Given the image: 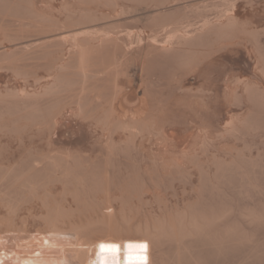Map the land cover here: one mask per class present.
<instances>
[{
  "label": "bare ground",
  "instance_id": "bare-ground-1",
  "mask_svg": "<svg viewBox=\"0 0 264 264\" xmlns=\"http://www.w3.org/2000/svg\"><path fill=\"white\" fill-rule=\"evenodd\" d=\"M52 3H58L53 10L58 17L43 8ZM255 4L254 0H0L4 34L0 68L8 67L24 82L20 87H0V264H129V259L124 263L121 249L114 253L100 247L122 248L125 242L146 245L131 252L143 255L146 264H196L192 251L196 245L219 251L250 240L234 218V208L216 198L235 178L242 190L259 188L256 175L264 173V155L221 146L263 128L264 9ZM248 10L253 19L242 13ZM135 22L145 26L132 28ZM24 28L38 29L40 34L24 42L25 35H20ZM240 46L254 60V76L226 71L220 77L213 70L219 52L233 57ZM21 60L32 64L16 65ZM130 63L134 68L126 67ZM189 73L193 81L187 80L185 86ZM219 79L224 84L221 94ZM163 86L171 97L180 95L174 103L177 110L169 107L171 98H165ZM220 98L230 109L246 105L247 112L229 110L221 130L200 127L186 148L189 136L180 132L186 141L172 148L176 133L175 128L166 130L168 117L203 116L209 102ZM63 120L86 125L100 154L89 157L57 147L63 137L69 139L57 131ZM26 137L31 144L34 138L48 144L27 146ZM11 140L19 144L8 146L5 142ZM94 145L93 152L98 149ZM121 162L124 167L130 164L128 170L133 166V173L124 169L132 177L129 182L121 174ZM116 163L121 166H113ZM108 174L116 181L111 182ZM174 181L178 189L184 182L192 185L187 192L181 187L185 193L181 196L179 190L180 196L196 200L179 205ZM166 184L174 188L175 199L166 188L167 196ZM158 186H164L158 192L167 194L161 195L178 204L153 194ZM147 214L154 219H144ZM240 216L255 226L264 224V208H247ZM216 249L212 251L217 253Z\"/></svg>",
  "mask_w": 264,
  "mask_h": 264
},
{
  "label": "rangeland",
  "instance_id": "rangeland-1",
  "mask_svg": "<svg viewBox=\"0 0 264 264\" xmlns=\"http://www.w3.org/2000/svg\"><path fill=\"white\" fill-rule=\"evenodd\" d=\"M257 4H255V6L256 7H258V5H259V8H263L264 9V5H263V0H254ZM56 4V5H55ZM55 4H48V6H47V4L45 5L46 7H43V8H46V10H48L47 12H52L53 10H56V8H58V3H55ZM53 5H55L54 7H53ZM51 7V8H50ZM56 7V8H55ZM44 10V12L46 11L45 9H43ZM245 10H247V9H245ZM250 10V9H249ZM248 10V11H249ZM246 12V11H243L242 13H244V15H245V17L247 18H249V19H253V17H252V14H249V13H251V11H249V12ZM47 12H45V13H47ZM55 11H53V13H52V15H54V16H56V14H58L57 12H55ZM50 14V13H49ZM247 15V16H246ZM56 17H58V15L56 16ZM130 25V24H129ZM132 28L134 27V28H143L145 25H144V23L143 22H135V23H131V25H130ZM14 30V29H13ZM17 31V30H16ZM15 30H14V32H16ZM19 31V30H18ZM33 33V34H31V32ZM34 31V32H33ZM36 31V32H35ZM14 32L12 33V32H10L11 34H14ZM23 32V33H22ZM25 32V33H24ZM38 32V33H37ZM3 33V32H2ZM2 33L0 32V39L1 40H3L4 38H3V36H4V34H3V36H1L2 35ZM16 33H18V32H16ZM22 33V34H21ZM26 33H28V34H26ZM23 34L25 35L24 37H23ZM36 34H40V31L37 29H31V28H24L23 30H21L20 31V35L24 38L23 39V41L24 42H26L27 40H32L33 38H30V37H32L31 35H33V37H35V38H37L38 37V35H36ZM28 36V37H27ZM25 37L27 38V39H25ZM262 40L264 41V36L262 37ZM23 41H20V42H23ZM6 44L5 45H9L10 43H8V42H5ZM237 48V51H238V53H233L234 55H233V57L231 56L232 55V53H230L229 52V56H228V52H225L224 53V51H222V53L221 52H219V56H220V58H219V61L218 62H216L213 66V70L214 71H216V72H218L219 73V76L221 77V76H223V74L227 71V72H234V74H236V75H239V76H251V77H253L254 76V69H253V65H254V60H253V58L248 54V50L246 49V47H244V46H240V47H236ZM225 54V55H224ZM224 57H223V56ZM236 56V57H235ZM226 58V59H225ZM233 59V60H232ZM238 59V61H236ZM23 61V62H22ZM20 62V63H19ZM18 63H16V65H21V67H26V66H28V65H30L31 66V62L29 63V61H24V60H21V61H19ZM27 63V64H26ZM236 63V64H235ZM25 64V65H24ZM131 64V63H130ZM130 64H129V66H130ZM24 65V66H23ZM133 67H129V66H126V67H128L129 69L130 68H134V63L133 64H131ZM30 66H28V67H30ZM125 67V70H127L128 68H126ZM252 68V69H251ZM4 69V70H3ZM129 69H128V73H129ZM132 70V69H131ZM130 70V72L131 73H129V75L130 74H132V71ZM0 71H1V73H0V76H1V78H0V87H4V86H7V85H9V86H16V87H20L22 84L24 85V82H23V80L22 79H20V78H16V76H14V74H13V72H11L12 70H10L8 67H6V66H3V67H1L0 68ZM5 71V72H4ZM10 71V72H9ZM43 70H41V72H42ZM44 72V71H43ZM42 72V73H43ZM12 73V74H11ZM245 74V75H244ZM248 74V75H247ZM253 74V75H252ZM13 75V76H12ZM193 75V73H189V74H187V76L185 77V80H184V85L186 86V82H187V80H189V81H193V80H190V79H193L191 76ZM3 76V77H2ZM12 76V77H11ZM11 77V78H10ZM9 78V79H8ZM126 78H127V80L130 78V76H127V77H125V80H126ZM132 78V77H131ZM133 79V78H132ZM136 79V78H135ZM21 80V81H20ZM126 80V81H127ZM130 80V79H129ZM134 80V79H133ZM15 81V82H14ZM125 81V82H126ZM5 82V83H4ZM12 83L11 85H10V83ZM128 82V81H127ZM195 82H197V84H199V81H197V80H195ZM9 83V84H8ZM3 84H4V86H3ZM16 84V85H15ZM20 85V86H19ZM223 86H224V84L220 81V79H219V88H220V94H221V92H222V89H223ZM164 88V89H163ZM166 87L165 86H163L161 89H162V92H163V95L165 96V98H171L170 99V101H171V103H170V105H169V107L170 108H175V110H177V107L175 106V102H177V100L180 98V95H178V93H176L175 95L174 94H172V97H171V95H170V90H168L167 88L165 89ZM164 90V91H163ZM169 91V92H168ZM166 94H165V93ZM169 94V95H168ZM174 97V98H173ZM176 97V98H175ZM172 103H173V105H172ZM210 104H209V108H208V110L206 111V113H204L203 114V116H206V117H203L202 115L201 116H197V115H194V114H191V115H189V114H177V115H175V116H170V117H168V121L170 120V122L168 123V127H167V123L165 124V126H166V130L168 131V129L167 128H169V130H171V129H174L175 128V130H172V131H174L176 134H175V139H174V141L176 140V142L173 144V147L172 148H174V145L175 144H177L176 146H183L184 145V142L186 141V140H183L182 139V135L183 136H185V138H186V135H188L189 136V138L187 137V142H189V143H187V142H185V145H184V147L186 148L187 146H186V144H193V142L195 141H193V139H195V137L194 136H196L197 135V131L199 130V128L200 127H202V126H206V127H208L210 130L212 129V131L213 130H217V129H219V130H221L224 126H225V124H226V122H227V120L229 119V117H228V111L229 110H234L235 109V111H237L238 113H241V114H245V111L247 112V106L246 105H242V106H233L232 107V109H230L229 107V105L227 104V103H225L224 101H223V98H220L219 99V102H217L216 103V101L214 102V101H212V102H209ZM219 103V104H218ZM218 104V105H217ZM227 106V107H226ZM236 107V108H235ZM242 107H244V108H241ZM226 108V109H225ZM215 109V110H214ZM216 109H217V113L214 115V112L216 111ZM211 110V111H210ZM213 111V113H211ZM241 111V112H240ZM209 112V113H208ZM243 112V113H242ZM210 114V115H209ZM178 117L179 118H181L180 120L178 119ZM184 117H186V118H188V121H187V119L186 118H184ZM225 118H226V120H225ZM261 118H264V115L261 117ZM173 119H175V120H173ZM191 119H192V121H195V122H192L191 121ZM205 119V120H204ZM211 119V120H210ZM166 120V119H165ZM165 120H162L163 122H166ZM183 120V121H182ZM197 120V121H196ZM259 120V119H258ZM260 120H262L261 122H260V125L261 126H263V128L261 127V129H259V130H257V132H244L242 135H240V136H238V138H236L235 140L233 139V141H232V139H231V141L229 140V142L227 141L226 142V144L227 145H221V146H225V148H226V150L227 151H233V149L235 148V150H239V149H241V150H243V149H245V148H247V151L249 152V153H256V155H255V157H257L258 156V154L260 153L262 156L264 155V119H260ZM259 120V121H260ZM67 121V122H66ZM77 121V122H76ZM161 121V120H160ZM175 123H174V122ZM179 121V122H178ZM191 121V122H190ZM209 121H211V122H209ZM173 122V123H172ZM182 122H185V123H182ZM198 122V123H197ZM76 123V124H75ZM181 123V124H180ZM219 123V124H218ZM164 124V123H163ZM173 125V128H171V126L170 125ZM209 124V125H208ZM210 124H211V126H210ZM215 124V125H214ZM263 124V125H262ZM79 125V126H78ZM184 125V126H183ZM186 125V126H185ZM190 125V126H189ZM196 125H198V126H196ZM219 125H220V127H219ZM222 125V126H221ZM74 126V128H76V129H74V128H72ZM178 126H179V128H178ZM189 126V127H188ZM192 126V127H191ZM181 127V128H180ZM185 127V128H184ZM216 127V128H215ZM218 127V128H217ZM59 130H57L58 131V133H60V134H64V133H66L65 135H67L68 137H69V139H71L69 142L67 141V140H69L66 136L65 137H63V142L61 143V141H59V143L58 142H56L55 143V145L57 146V147H59V148H62V149H64V150H70L71 149V151H73V150H75L74 152H80V153H82V154H84V153H86V154H84V155H89V157H96L95 155H99L100 153L99 152H97V150H100V148L98 147L99 145L97 144V142H96V144L98 145H96L95 143H92V140L95 142L96 140H94L95 139V137L92 139L91 138V134H90V131H89V129H88V127L86 126V125H83L81 122H80V120H63L62 122H61V124L59 125ZM190 129H192V130H190ZM62 130V131H61ZM88 130V131H87ZM176 130H178V131H176ZM194 130V131H193ZM77 131V132H76ZM79 131V132H78ZM172 131H169V133L171 132L172 133ZM190 131V132H189ZM68 132V133H67ZM89 132V133H88ZM180 132H183V134H181V135H179L180 134ZM184 132H186V133H184ZM70 133V134H69ZM78 133V134H77ZM80 133V134H79ZM191 133V134H190ZM194 133V134H193ZM258 133V134H257ZM69 134V135H68ZM82 134V135H81ZM186 134V135H185ZM194 135V136H193ZM261 135V136H260ZM94 136V135H93ZM179 136V138H181V140L179 139V138H177ZM257 136V137H256ZM53 137H54V135H53ZM76 137L78 138V140H76ZM80 137H82V138H80ZM194 137V138H193ZM262 137V138H261ZM28 137H26L25 139H24V142H23V144L24 145H27V143H28V141H26V140H28L27 139ZM55 138V137H54ZM80 138V139H79ZM91 138V139H90ZM184 138V139H185ZM242 138V139H241ZM259 138V139H258ZM261 138V139H260ZM35 139V142H34V140L32 139V144H34V145H32L31 144V140H30V138H29V143H28V145L27 146H38V142H44V140H40V138H39V141L38 140H36V138H34ZM37 139H38V137H37ZM66 139V140H65ZM178 139H179V141H178ZM238 139V140H237ZM184 141V142H181V141ZM66 141V142H65ZM173 141V140H172ZM193 141V142H192ZM73 142V143H72ZM84 142V143H83ZM171 142V141H170ZM235 142H237V143H235ZM239 142H240V144H239ZM5 143H7V144H9L8 146H16V145H18L19 143L18 142H16V141H13V140H11V141H7V142H5ZM17 143V144H16ZM36 143V144H35ZM47 142H44V143H40L42 146H46L45 144H46ZM67 143V144H66ZM76 143V144H75ZM78 143H80V144H78ZM182 143H183V145H182ZM230 143V144H229ZM234 143V144H233ZM244 143V144H243ZM40 144H39V146H40ZM48 144V143H47ZM96 145V147H98V149H96L95 150V152H93V150L95 149V147H91V146H93V145ZM169 144H171V143H168L167 145H169ZM172 144H171V146H172ZM190 144V145H191ZM237 144V145H236ZM239 144V145H238ZM69 145V146H68ZM94 145V146H95ZM234 146V147H230V146ZM241 145V146H240ZM229 146V147H228ZM237 146V147H236ZM239 146V147H238ZM245 146V147H244ZM169 147H170V145H169ZM188 147H190V146H188ZM259 147V148H258ZM224 147H221V150H219V152L221 151L222 153L224 152V149H223ZM229 148V149H228ZM249 148V149H248ZM92 149V150H91ZM260 149V150H259ZM77 150V151H76ZM225 150V151H226ZM234 150V151H235ZM246 150V149H245ZM259 150V151H258ZM220 152V153H221ZM98 153V154H97ZM92 154V155H91ZM252 154V155H253ZM263 159H264V157H263ZM124 164H127V163H125V162H123ZM115 165H117V166H115ZM122 165V166H121ZM121 165H120V163H119V166H121V168L123 167V169H120V170H123V173H122V171H121V174H124L125 172V170L127 169V167H129L130 166V164L129 165H125L126 167H124L123 166V164H122V162H121ZM113 166H115V167H119L118 166V164L116 163V164H114ZM112 168V167H111ZM130 168V167H129ZM131 168L133 169V166H131ZM143 168H145V166H143ZM109 169V168H108ZM125 169V170H124ZM132 169H127L128 170V172L130 173V172H132L131 170ZM113 170H114V167H113ZM116 171H115V173L117 172V168L115 169ZM126 170V171H127ZM113 172V171H112ZM111 172V170H110V172H108V173H112ZM119 172V171H118ZM117 172V173H118ZM114 173V174H115ZM116 173V175H117V178H119L118 177V174ZM133 173V172H132ZM113 174V173H112ZM119 174H120V172H119ZM127 173H125L124 175H122L123 177L126 175ZM109 175V174H108ZM115 175V176H116ZM156 175H158V174H156ZM111 178H113L112 177V175H109ZM114 176V177H115ZM120 176V178L122 179V177H121V175H119ZM131 176V175H130ZM128 177V175H126V177L124 178L125 180H127V182H129V180L130 179H132V177L129 179V177ZM154 177V180H155V176H153ZM259 177V178H258ZM109 178V177H108ZM116 178V177H115ZM119 178V179H120ZM156 178H157V181H158V177L156 176ZM164 178V177H163ZM114 179V178H113ZM112 179V181L111 182H115L116 180L114 179L113 180ZM118 179V180H119ZM165 179L166 178H164V180H162V178H161V180L162 181H164L165 182ZM124 180V182L126 183V181ZM256 180H257V183H258V187L259 188H256V189H251V190H249L248 192L246 191V190H242V187H241V182H240V180L238 179V178H235V179H233V181H232V184H226L225 186H224V188H223V190L221 191V192H219V196H217V198H216V202L217 201H219V203H221V202H224V203H226V204H229L230 206H232L233 208H234V211H235V216H234V218L235 219H237V221L239 220L240 222H239V226H240V228L243 230V231H245V233L248 235V237H249V241H245L244 243H240V244H230V245H227L226 247H224V248H222V249H219V251H217V249L216 248H213V246H210V248L208 247L209 245H207V247L206 246H204V245H202L201 246V244H199V245H196L193 249H192V251H193V254H194V256H196L195 257V259H196V264H264V224L263 225H254V224H250L248 221H246L244 218H242L241 216H240V213H241V211H244L245 209H247V208H252V209H256V208H258V209H262V208H264V173H262V172H259V173H257V175H256ZM122 181V180H121ZM121 181H119V182H121ZM161 181V182H162ZM167 181H169V180H166V183H169V184H172V182L171 181H169V182H167ZM123 182V181H122ZM120 183V184H122L123 185V183ZM159 182V185H161V183H160V181H158ZM158 182H157V184L155 183L154 185H158ZM164 182H163V184H164ZM177 182H178V180H177ZM237 182V183H236ZM117 183V182H116ZM124 183V184H125ZM180 183V182H179ZM178 183V184H179ZM185 183H187V182H184V183H182L183 184V186H184V188H186V191L185 190H183V188H181V187H183L182 185L180 186V188L178 189V187H177V189H176V187H174L175 185H176V183H175V181H174V185H173V187L175 188H173L172 187V189H174L175 190V192H176V197H179V200H180V198H181V203H179V205L180 204H184L185 202H186V200H188L187 202V204H190V202H189V200H190V198H188L187 197V195L185 196V199H184V197H181V196H183V193H185V192H187L188 190H189V188L192 186L191 184V186L189 187L188 185H189V183H187V185L185 184ZM119 184V183H118ZM186 185V187H185V185ZM240 184V185H239ZM165 185V184H164ZM167 186H165V188H164V186H158V189L156 188L155 190H157L156 191V193H153V194H158V195H160V196H163L164 194L165 195H167L166 193H164V192H162V191H160V192H158L160 189V187H161V189L162 188H164V189H170L171 187H168L169 185L168 184H166ZM180 185V184H179ZM178 185V186H179ZM172 186V185H171ZM187 186H188V188H187ZM239 186V187H238ZM148 188L149 189H151V190H153L154 191V188L155 187H153V184L152 185H149L148 184ZM163 189V190H164ZM166 189V192L168 193L169 191ZM172 189H170L171 190V192H172ZM182 191H185V192H182ZM188 189V190H187ZM191 189V188H190ZM148 189L146 188V192H147V195H148V197H150L149 196V194L151 195V196H153L152 195V192H149L148 193V191H150V190H148ZM176 190H178V192L176 191ZM182 192H180V191ZM164 193L163 195H161L162 193ZM170 192V193H171ZM190 192H192V190H190L189 191V193ZM223 192V193H222ZM242 192V193H241ZM161 193V194H160ZM179 193V194H178ZM182 195H181V194ZM189 193H188V195H189ZM238 193V194H237ZM193 194V193H192ZM207 194V193H206ZM205 194V196H208V195H206ZM209 194V193H208ZM248 194V195H247ZM146 195V196H147ZM171 195H172V198L173 199H175L174 198V196L173 195H175L173 192L171 193ZM179 195V196H178ZM181 195V196H180ZM191 195V194H190ZM190 195H189V197H190ZM194 195H196L195 193H194ZM194 195H191V196H194ZM167 196H169V193H168V195ZM166 196V197H167ZM238 196V197H237ZM247 196V197H246ZM164 197V196H163ZM166 197H164L166 200H170L171 201V203L172 204H178V203H175L176 202V200H173L172 198H166ZM196 196H194L193 198H195ZM198 197V196H197ZM202 197V196H201ZM201 197H198V198H201ZM219 197V198H218ZM242 197V198H241ZM151 198V197H150ZM183 198V199H182ZM187 198V199H186ZM193 198H191V200L190 201H192V199ZM206 198H208V197H206ZM205 198V199H206ZM212 198H215V197H211V199ZM164 199V200H165ZM178 199V198H177ZM210 199V200H211ZM218 199V200H217ZM225 199V200H224ZM168 200V202H170ZM182 200H183V202H182ZM185 200V201H184ZM193 200H196V198L195 199H193ZM199 199H197V201H198ZM203 200H204V197H203ZM203 200H202V198H201V200H200V202L201 203H203ZM207 200H209V198L207 199ZM209 200V201H210ZM173 201H174V203H173ZM179 201V202H180ZM196 201V202H197ZM237 201V202H236ZM178 202V201H177ZM193 202V201H192ZM208 202V201H207ZM206 202V203H207ZM254 202V203H253ZM206 203H203V204H205V205H208V204H210L209 202H208V204H206ZM214 203V202H213ZM212 203V204H213ZM257 203V204H256ZM182 204V205H183ZM186 204V203H185ZM192 204V203H191ZM217 204V203H216ZM181 205V206H182ZM240 205V206H239ZM216 206V205H215ZM256 206V207H255ZM217 207V206H216ZM247 207V208H246ZM244 208V209H243ZM142 216V215H141ZM144 216H147L146 217V219H147V221L149 220L150 221V219H152L153 217H154V215H151L152 216V218H150L149 217V215L147 214V215H143V218H144ZM140 217V216H139ZM141 218V217H140ZM139 218V219H140ZM143 218H142V220H143ZM145 219V218H144ZM154 219V218H153ZM141 219H140V221H142ZM231 220H234L233 219V217H232V219ZM144 221V220H143ZM240 224H242V226L240 225ZM254 225V226H253ZM244 226V227H243ZM244 228H246V229H244ZM262 230V231H261ZM248 232H249V234H248ZM251 236V237H250ZM258 238V239H257ZM246 242H247V244H246ZM256 243V244H255ZM259 244V245H258ZM236 245V246H235ZM199 246V247H198ZM253 246V247H252ZM197 247V248H196ZM213 248V249H212ZM228 248V249H227ZM240 248V249H239ZM214 250L215 251V249H216V251H217V253L216 252H213L212 250ZM253 249V250H252ZM254 249H255V251L256 252H254ZM259 249V250H258ZM197 250V251H196ZM200 250V251H199ZM223 250V251H222ZM262 251V252H261ZM172 252V251H171ZM218 252H219V254H218ZM251 252V253H250ZM253 252V253H252ZM261 252V253H260ZM3 253V252H2ZM255 253H256V255H255ZM260 253V254H259ZM138 254V253H137ZM205 254V255H204ZM258 254V255H257ZM255 255V256H254ZM200 256V257H199ZM203 261V262H202ZM191 264H194L193 262L191 263Z\"/></svg>",
  "mask_w": 264,
  "mask_h": 264
},
{
  "label": "snow or ice",
  "instance_id": "snow-or-ice-1",
  "mask_svg": "<svg viewBox=\"0 0 264 264\" xmlns=\"http://www.w3.org/2000/svg\"><path fill=\"white\" fill-rule=\"evenodd\" d=\"M101 251L104 250H111L112 252H116L118 250L117 245H104L102 244L101 246ZM130 249L133 247L144 249L146 248V245H129L128 246ZM114 264H118V262H114ZM129 264H146V258L143 255H137L133 256L131 253L129 254Z\"/></svg>",
  "mask_w": 264,
  "mask_h": 264
}]
</instances>
